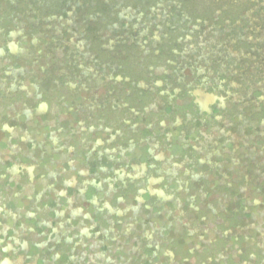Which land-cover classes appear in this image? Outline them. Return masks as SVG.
Wrapping results in <instances>:
<instances>
[{
  "label": "flooded vegetation",
  "instance_id": "flooded-vegetation-1",
  "mask_svg": "<svg viewBox=\"0 0 264 264\" xmlns=\"http://www.w3.org/2000/svg\"><path fill=\"white\" fill-rule=\"evenodd\" d=\"M0 264H264V0H0Z\"/></svg>",
  "mask_w": 264,
  "mask_h": 264
}]
</instances>
